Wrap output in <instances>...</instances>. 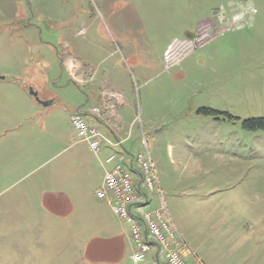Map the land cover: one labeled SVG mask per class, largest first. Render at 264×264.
Listing matches in <instances>:
<instances>
[{
  "label": "rangeland",
  "instance_id": "374dc122",
  "mask_svg": "<svg viewBox=\"0 0 264 264\" xmlns=\"http://www.w3.org/2000/svg\"><path fill=\"white\" fill-rule=\"evenodd\" d=\"M98 97L127 115L104 156L149 157L150 204L163 200L186 263L264 264V128L245 124L264 119V0H0V264L85 254L90 239L63 230H93L102 168L69 150V116ZM53 190L73 203L64 218Z\"/></svg>",
  "mask_w": 264,
  "mask_h": 264
},
{
  "label": "built area",
  "instance_id": "2783aa9c",
  "mask_svg": "<svg viewBox=\"0 0 264 264\" xmlns=\"http://www.w3.org/2000/svg\"><path fill=\"white\" fill-rule=\"evenodd\" d=\"M119 103H123L122 99ZM97 112L96 108L89 111L91 115ZM69 123L75 137L85 142L95 156H99L104 145L114 148L122 144L121 141H111L98 128L89 125L78 110L70 114ZM123 162L124 157L117 153L111 152L106 156L102 163V184L95 195L98 199L107 200L112 215L127 226L133 261L140 262L155 247L156 255L165 264H187L182 249L177 247L185 243L172 223L163 200L160 199L156 207L145 210L135 194L136 184L147 194L155 190L160 194L149 157L144 154L137 156V170L131 169V162L130 169ZM147 200L145 197L146 203Z\"/></svg>",
  "mask_w": 264,
  "mask_h": 264
},
{
  "label": "crops",
  "instance_id": "0c3cea01",
  "mask_svg": "<svg viewBox=\"0 0 264 264\" xmlns=\"http://www.w3.org/2000/svg\"><path fill=\"white\" fill-rule=\"evenodd\" d=\"M30 25V24H28ZM39 31L42 32L39 28ZM40 43L43 44L44 46H46V44H48V42H43L42 40H40ZM72 57V56H70ZM76 58V57H75ZM63 60L60 58V61ZM67 61H69L68 63L71 64L70 59H67ZM61 66L63 68H65L68 73L70 74V71L68 69V67L66 66L65 62L61 61ZM13 79V80H11ZM3 81L4 78L2 79ZM8 82H11L15 80V78H8ZM32 96V95H31ZM38 96V95H37ZM33 97V96H32ZM34 98V97H33ZM38 98H40L42 101H49V103H52L51 96L50 95H46L44 98H42L41 96H38ZM97 101V114L96 115H91L89 113V111H84L83 113H81L85 119V121L94 127H101L104 129L103 133L105 134L111 141H121L122 144L126 142V137L123 134L124 133V123L126 122V113H124L123 108H119L121 107V103H117L116 105H114V103L111 101V99H107L104 100L102 99V97H98L96 99ZM109 103L108 105H106V103ZM117 106V107H116ZM116 109V111H115ZM106 110V111H105ZM79 111V110H78ZM11 127H9L8 130H13ZM74 132V131H73ZM7 135V133H6ZM74 138H75V142L72 143V146L69 147V150L71 149H75L76 147H79V150H89V148L87 147L85 142H82L80 140H78L75 137L74 134ZM121 144V145H122ZM83 148V149H81ZM111 148V147H109ZM68 149V148H64V151ZM76 150L74 151V153H78L80 154L78 151ZM90 151V150H89ZM81 152V151H80ZM91 152V151H90ZM102 152V151H101ZM92 153V152H91ZM104 152L100 153L99 156H95L97 162H99L101 168H102V174H101V178H100V186L95 190V192L101 187L102 184V176H103V166L102 163L104 161V159L106 158V156H104ZM98 164V163H97ZM99 166V165H98ZM135 170H137L135 168ZM47 196H57L58 200L56 201V203L54 204L59 206V211L62 210V212H59V215H61L63 218L65 217V215L67 216L70 212L74 211L73 208V203L71 202V199L69 196L58 192V191H51V192H47L46 193ZM45 194V195H46ZM135 194L137 195L138 199H139V204L141 203L142 207L145 210H149L152 209L154 207H156V205H151L150 204V198L147 195V193L145 192V190L138 186L136 184L135 186ZM45 195L43 196V198L45 197ZM96 196V195H95ZM145 197L148 199L147 203L145 201ZM97 198V197H96ZM98 199V198H97ZM101 200L100 205H99V209H97L93 214L94 217L92 219V221H95L91 227H93V230H88L86 231L87 234H85V231L81 230V227H79L78 229H76L75 224H72L71 226L68 225L64 227V239H90V241L86 242L85 244V249L87 252V248L89 247V245L93 242V241H100L101 244H104L106 246V253L104 255V258H96L93 260H90L87 256V253L85 252V254L83 253V255H81V258L79 259V264H82V262L84 261V264H100V263H104V264H165L164 260L161 259V257L157 256V250L155 247H152L150 252L146 255V257L141 260L138 263H135L133 261V247L129 241L128 238V234H127V226L121 222H119L111 213L110 210V206H109V202L107 200L104 199H98ZM45 202V201H44ZM46 203V202H45ZM48 207V205H47ZM54 209L48 208V211H53ZM65 212V213H63ZM117 221H116V220ZM90 233V234H89ZM247 240H252V239H247ZM95 250V249H94ZM95 254H97V251H95ZM97 256V255H95ZM83 258V261H82ZM14 260L17 258H13ZM162 262V263H160ZM16 264V263H15ZM201 264H203L201 262Z\"/></svg>",
  "mask_w": 264,
  "mask_h": 264
},
{
  "label": "trees",
  "instance_id": "16d2710c",
  "mask_svg": "<svg viewBox=\"0 0 264 264\" xmlns=\"http://www.w3.org/2000/svg\"><path fill=\"white\" fill-rule=\"evenodd\" d=\"M245 124L251 126L252 129L264 128V119L263 118L251 119Z\"/></svg>",
  "mask_w": 264,
  "mask_h": 264
},
{
  "label": "water",
  "instance_id": "95a60500",
  "mask_svg": "<svg viewBox=\"0 0 264 264\" xmlns=\"http://www.w3.org/2000/svg\"><path fill=\"white\" fill-rule=\"evenodd\" d=\"M31 95L35 98V100H36L39 104H41V105H43V106H46L47 104H49V101H47V102L41 101V100L38 98V96H37L36 93L31 92Z\"/></svg>",
  "mask_w": 264,
  "mask_h": 264
}]
</instances>
